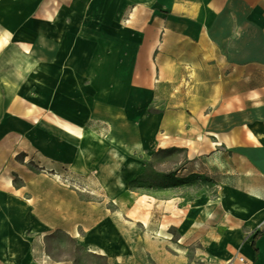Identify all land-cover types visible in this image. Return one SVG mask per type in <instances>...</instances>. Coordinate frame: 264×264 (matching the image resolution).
I'll list each match as a JSON object with an SVG mask.
<instances>
[{
    "label": "crops",
    "instance_id": "0c3cea01",
    "mask_svg": "<svg viewBox=\"0 0 264 264\" xmlns=\"http://www.w3.org/2000/svg\"><path fill=\"white\" fill-rule=\"evenodd\" d=\"M10 1L0 3V264H69L58 236L106 264L130 255L131 227L122 233L66 180L94 176L113 205L123 195L131 224L123 185L135 159L156 153L172 155L175 180L206 184L185 199L178 186L145 194L163 213L183 209L178 239L198 240L210 264H264V0H44L54 11L40 7L43 25L16 41L3 21ZM79 127L84 138L68 133Z\"/></svg>",
    "mask_w": 264,
    "mask_h": 264
},
{
    "label": "rangeland",
    "instance_id": "374dc122",
    "mask_svg": "<svg viewBox=\"0 0 264 264\" xmlns=\"http://www.w3.org/2000/svg\"><path fill=\"white\" fill-rule=\"evenodd\" d=\"M2 0H0L1 3ZM32 3V2H31ZM30 2L28 0H11L8 4V13L5 14L4 22L15 23V41L18 37L30 34L26 31V27L34 25H43L46 17L42 13L45 1L40 0L35 7L36 10L29 8ZM7 5V4H6ZM48 11H54V6L46 4ZM41 7V8H40ZM51 8V9H50ZM14 9V10H13ZM29 9H32L29 13ZM5 11V12H7ZM14 11V13H12ZM52 16H47L49 23ZM54 23V21H52ZM21 29V30H20ZM23 29V30H22ZM1 30V27H0ZM40 36L36 39V54L42 55L44 47L43 32H37ZM18 36V37H17ZM38 98V95H36ZM155 108H150L149 112H154ZM18 150V149H17ZM134 163L137 165V173L127 177L126 185H123V193L126 194L127 202L130 201L132 205L133 220L131 224L121 222L123 220L124 212L119 206L122 203L123 195L113 201H104L107 194L102 191L94 176L86 178L83 182L76 183L71 179H67L66 183L70 188H78L82 191L85 200H92L94 204L100 205V214L106 213L108 208L109 213L115 214L117 221H120L117 226L120 227L122 233L127 235V226L131 227V254L126 257H116V264H210L204 247L198 240L183 241L178 239L177 232L172 229V224L176 227L178 222L176 217L183 220V209L174 216L164 211L156 203V201L147 200L145 194L148 191L152 193L157 189L171 188L178 186L180 188V195L185 199L188 194L198 196L203 194L202 190L206 186L202 178L188 179L174 178L173 159L170 153H156L148 160L135 159ZM59 179V178H58ZM60 180V179H59ZM195 183V184H194ZM195 186L196 190L187 192L188 186ZM119 191V190H118ZM191 196V195H190ZM112 203V204H111ZM148 204V206L146 205ZM153 206V208H152ZM148 212V213H147ZM147 218V225L144 220ZM120 219V220H119ZM58 247H61L60 252H57L58 257H63L64 254L71 260L69 264H106L107 261L103 258L89 256L86 247H81L79 243L72 240L70 237L64 238L58 236Z\"/></svg>",
    "mask_w": 264,
    "mask_h": 264
},
{
    "label": "bare ground",
    "instance_id": "6f19581e",
    "mask_svg": "<svg viewBox=\"0 0 264 264\" xmlns=\"http://www.w3.org/2000/svg\"><path fill=\"white\" fill-rule=\"evenodd\" d=\"M3 1V0H2ZM1 1V2H2ZM30 2V1H29ZM34 4V3H33ZM56 19H54L55 21ZM68 133L75 138L82 139L85 137V131L83 128H67Z\"/></svg>",
    "mask_w": 264,
    "mask_h": 264
},
{
    "label": "trees",
    "instance_id": "16d2710c",
    "mask_svg": "<svg viewBox=\"0 0 264 264\" xmlns=\"http://www.w3.org/2000/svg\"><path fill=\"white\" fill-rule=\"evenodd\" d=\"M263 235H264V229L261 230V231L255 236V239H256L258 236H263ZM255 239H254V240H255ZM253 248H254L255 252L257 253V249L255 248L254 243H253Z\"/></svg>",
    "mask_w": 264,
    "mask_h": 264
},
{
    "label": "built area",
    "instance_id": "2783aa9c",
    "mask_svg": "<svg viewBox=\"0 0 264 264\" xmlns=\"http://www.w3.org/2000/svg\"><path fill=\"white\" fill-rule=\"evenodd\" d=\"M262 226L264 227V220H263V222H262ZM237 263H238V264H244V259H243V257H238V258H237Z\"/></svg>",
    "mask_w": 264,
    "mask_h": 264
}]
</instances>
